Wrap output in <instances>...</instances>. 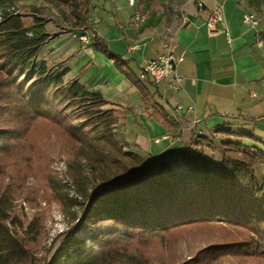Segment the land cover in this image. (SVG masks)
<instances>
[{
	"label": "trees",
	"instance_id": "16d2710c",
	"mask_svg": "<svg viewBox=\"0 0 264 264\" xmlns=\"http://www.w3.org/2000/svg\"><path fill=\"white\" fill-rule=\"evenodd\" d=\"M46 1L59 14H68L73 30L87 28L88 0ZM242 1L262 18L264 0ZM11 7H16L13 0H0V264H32L42 250L43 215L36 213L26 225L20 216L22 202L35 207L39 201L40 188L30 189L25 182L29 176L39 179V152L31 136L41 124L45 136L61 139L86 161L88 180L94 183L91 193L80 192L74 223L43 264H152L151 252L162 235L215 226L223 230L221 242L196 250L185 261L161 264H219L227 257L264 262V175L254 174L264 166V149L242 143L259 141L225 124L212 134L192 135L175 159L145 170L144 160L123 153L115 140L118 119L114 108H105L108 101L76 79L65 81L63 62L37 60L52 38L45 19L34 14L35 7L29 15L10 13ZM258 39L264 40V31ZM91 41V48L131 80L144 105L153 102L147 85L124 70V60L103 40L94 36ZM161 115H166L163 109L150 116L159 122ZM70 119L78 126H71ZM217 155L218 163L209 160ZM41 191L47 205L62 204L55 181L48 179Z\"/></svg>",
	"mask_w": 264,
	"mask_h": 264
},
{
	"label": "crops",
	"instance_id": "0c3cea01",
	"mask_svg": "<svg viewBox=\"0 0 264 264\" xmlns=\"http://www.w3.org/2000/svg\"><path fill=\"white\" fill-rule=\"evenodd\" d=\"M13 1L23 8L45 6L43 0ZM88 1L86 29L65 27L57 10L47 11L51 17L45 30L52 38L37 60L63 62L66 80L76 79L108 101L119 118L117 130L131 139L145 170H153L160 160L175 159L192 135L212 134L225 124L264 144L258 136L264 133V40L257 38L264 24L251 28L242 23V15L252 12L242 0ZM216 9L223 21L215 25L219 34L210 36L205 22ZM136 15L144 22L137 24ZM94 36L126 62L124 70L147 85L153 102L144 105L131 80L90 47ZM167 52L183 58L176 67L182 78L178 92L140 78L146 63ZM177 106L186 112L176 113ZM160 109L166 118L161 115L157 122L150 115ZM249 142L264 149L259 142Z\"/></svg>",
	"mask_w": 264,
	"mask_h": 264
},
{
	"label": "rangeland",
	"instance_id": "374dc122",
	"mask_svg": "<svg viewBox=\"0 0 264 264\" xmlns=\"http://www.w3.org/2000/svg\"><path fill=\"white\" fill-rule=\"evenodd\" d=\"M41 5L34 9V14L40 15L42 18L48 19L51 16L47 13L53 12V7L43 0ZM34 7V6H32ZM18 10L24 15H29L33 10L31 7L18 6ZM47 13V14H46ZM262 18L260 23L264 24V9L260 11ZM62 17V21L65 23V27H71V21L66 13ZM53 20V18H52ZM24 21L27 25L31 24L30 17H25ZM69 21V24L68 22ZM26 79V78H25ZM24 77L22 80H25ZM66 81V78H65ZM105 108H113L111 105L105 106ZM117 124L113 128L115 140L122 146L123 153H135V148L131 139L127 140L122 133L117 130L119 118ZM70 125L78 126V120L70 119ZM44 124L38 125V128L31 136V142L36 146V150L39 152L35 155L38 160V167L35 168L38 171L39 179L29 176L26 180V185L30 189L40 188L36 198H38V204L35 207L25 203H21L23 216L20 212V216L23 220V224L26 225L36 213H40L43 216L41 227V251L34 254L36 260L32 264H43L44 260L49 259L55 253L60 245L64 233L74 222L72 216L78 215L79 206L77 203H81L80 192L86 189V192L91 193L93 191L92 179L88 180V166L85 160L78 157L77 152L70 150L61 139H54L52 137L45 136V132L42 131ZM82 128V126L80 127ZM78 129V128H77ZM46 131V130H45ZM234 131H242L240 128H235ZM83 132H87V128ZM258 136L264 140V133L258 132ZM217 141H220L218 137ZM242 143L251 145L249 140H243ZM33 146V147H34ZM254 147V146H251ZM35 150V148H34ZM40 160V161H39ZM209 160L213 163L219 162V156H209ZM33 162V161H32ZM34 172V169H32ZM254 174L257 178L264 175V166H259L254 169ZM75 177V178H74ZM48 179L55 181L57 190L61 195L62 204L53 202L47 205L46 202L40 199L41 189ZM78 180V181H75ZM63 203H65L63 205ZM223 230L220 227H208L201 230L196 229H183L174 231L171 234L162 235L158 238L156 249L151 252V258L154 259L152 264L169 263L171 260L178 263L179 261H185L189 256L193 255L196 250L208 245L221 242ZM51 249L49 254L44 250ZM219 264H254L249 263L244 259L227 257L223 258ZM264 264V262L260 263Z\"/></svg>",
	"mask_w": 264,
	"mask_h": 264
},
{
	"label": "built area",
	"instance_id": "2783aa9c",
	"mask_svg": "<svg viewBox=\"0 0 264 264\" xmlns=\"http://www.w3.org/2000/svg\"><path fill=\"white\" fill-rule=\"evenodd\" d=\"M128 2L129 4H133L134 0H128ZM17 10L18 7L16 6L11 7L7 11L16 14ZM134 20L137 24H141L144 22L143 17L138 15L134 17ZM222 21L223 19L220 9L212 11L205 22V27L208 35H218L219 32L215 29V25L222 23ZM241 21L248 27L256 28L260 24V17L254 12H247L242 15ZM259 34L257 33V38ZM260 41L261 40L259 39V42ZM182 60L183 58L181 56H175L170 52L160 54L143 66L140 71V78L149 80L153 85H160L162 83L166 84L174 92H178L182 83V78L177 74L176 67L180 62H182ZM175 112L181 114L186 111H184L181 106H177L175 108Z\"/></svg>",
	"mask_w": 264,
	"mask_h": 264
}]
</instances>
